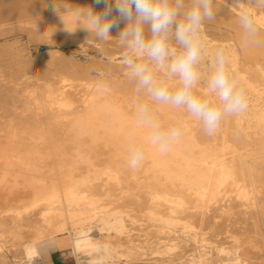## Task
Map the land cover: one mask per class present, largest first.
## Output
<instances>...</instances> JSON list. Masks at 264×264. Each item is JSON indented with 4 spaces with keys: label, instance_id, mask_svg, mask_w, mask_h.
I'll list each match as a JSON object with an SVG mask.
<instances>
[{
    "label": "bare ground",
    "instance_id": "1",
    "mask_svg": "<svg viewBox=\"0 0 264 264\" xmlns=\"http://www.w3.org/2000/svg\"><path fill=\"white\" fill-rule=\"evenodd\" d=\"M59 3L68 9V14L65 12L58 19L43 22L55 28L56 32L67 34L69 31L66 28L74 30L76 27L74 10L79 5L71 8L69 1ZM245 7L252 8L259 21L258 39L264 41V7H256L248 0H214L216 18L205 21L201 29L206 42L203 64L207 69L201 87L211 71L212 54L217 47L224 46L230 55L232 69L246 88L249 100L247 111L226 118L210 139L200 128V123L186 111L155 104L147 97H128L120 87H129L131 90H127H133L134 95L136 93L134 84L125 73V80H119V71L124 70L121 60L117 61L123 55L121 50L112 54L114 65L108 66L111 67L112 86L117 89L109 86L110 82L108 85L104 80L94 81L84 88V94L79 97L73 91H67L66 85L57 89L45 85L41 90L30 91L27 97L18 96L15 93L18 83L12 76L14 71L9 70L11 76L6 74L7 69L0 71V257H5L4 245L6 247L10 243L13 246L21 245V258L30 260L38 253L39 242L68 233L70 226L75 231L73 243L77 251L97 256L94 263L112 261L120 252L119 245L109 239H96L87 232L85 226L99 220L108 232H125L126 212L110 207L105 202H115V197L116 200L132 198V201L139 202L140 192L147 198L144 208L148 210L149 220L162 223L160 226L169 229L176 226L178 221L174 214L178 211L191 212L189 214H193V217L194 214L197 216L194 220L200 222L198 217L205 218L206 224L211 225L214 214L222 208L224 215H240V218L249 216L253 221L250 226L256 234L258 232L260 242L264 245V43L241 46L242 30L238 18ZM37 21H33V24ZM124 27L125 22L121 21L111 32L119 34ZM44 30H40V35ZM71 32L89 34L79 27ZM137 102L150 103L155 115L165 126L173 123L183 126L184 136L169 154L160 155L147 142V134L136 127L134 114ZM59 134L63 137H59ZM132 143L142 144L145 148V160L136 170L127 167L128 147ZM93 157L105 158L103 166H98L99 159L94 160ZM224 200L227 205L223 204L227 207L223 208L221 202ZM162 207L169 210L164 216L168 217L170 213L176 217H160ZM135 212L137 217L144 210ZM186 215H182L183 219ZM174 230L177 231V228ZM253 242L246 239L243 244H234L231 250L221 249V252L237 253L239 257L236 263L239 264L249 257L248 254L252 252L249 248L255 245ZM241 248L244 250L239 251ZM135 251L132 250L133 253ZM171 254L167 252L168 256H173ZM6 261V264L11 263ZM252 264L258 263L254 261Z\"/></svg>",
    "mask_w": 264,
    "mask_h": 264
},
{
    "label": "rangeland",
    "instance_id": "2",
    "mask_svg": "<svg viewBox=\"0 0 264 264\" xmlns=\"http://www.w3.org/2000/svg\"><path fill=\"white\" fill-rule=\"evenodd\" d=\"M63 1L71 2V5H70L72 6L71 8L73 7L76 8L79 5L78 8L92 7L93 10H98L102 12L105 7L104 3L97 5L95 3V0H85L86 2L82 0L81 2L80 0H10V1L0 0V12H1L0 13L1 14L0 15V20H1L0 21V35H1L0 37V48H1L0 49V61H2L0 62V66H2L0 71H2V69H7L6 74L8 73L9 76H11L10 74L12 73V72L10 73V71L11 70L14 71L15 74H12V76L18 83V86L15 89V93H17L18 96L27 97L30 91L37 90L40 88L42 89V86L44 88L45 85H52L51 87H53L54 89L55 88L57 89V88H60L66 85L67 91L69 92L73 91V93L74 94L76 93V95H78L79 97V95L84 94L83 90L85 87H88L89 83H92L94 81L95 82L101 81V80L106 81L105 83L108 85H109L108 82H110L109 86L113 87L114 89H117V87L115 88L114 86H112L113 84L111 83V72H110L111 70L109 68H111L114 65V62H112V58H113L112 54L120 50L123 51L121 47H119L120 45L118 41L115 39L118 37L119 34H117L115 31H112L110 32V35L113 37L112 39H109L108 41L93 42L92 38L90 37V34H78L74 32H69L67 34H61V33L56 32L55 28L45 24L43 21L51 20V19L53 20L58 19L62 15L64 16L65 12L66 14H68V9L60 6L61 4L59 2L62 3ZM90 1L91 3L92 2L93 3L90 4L89 3ZM40 4H43V5H40ZM33 7L34 9H32ZM29 8L32 9V11ZM33 21H37V22H34L33 24ZM26 25L29 27H27ZM40 25L42 27H39ZM47 26L51 28L48 29ZM34 28H36L35 29L36 31L34 30ZM40 30H44L41 33V35H40V32H41ZM36 35H38V37ZM88 39L89 41L87 42ZM4 49L6 52L4 51ZM6 60H8L10 63ZM118 60L120 61L121 58H118L117 61ZM49 63L50 65H48ZM110 65L111 67H108ZM9 66L11 67L9 68ZM124 73H125L124 70L119 71V74L121 75L119 77V80H122V79L125 80L124 75H123ZM120 88L123 89L124 92H126V94H128V97L136 96L140 99L145 98L143 94H141L142 96L134 95L133 90L130 91L131 88L129 87L127 88L130 90H127V88L125 89V87L123 88L120 87ZM253 99L254 98H251V100ZM1 103L3 104L4 102L1 101ZM200 128H202L201 125H200ZM58 136L61 137L62 135L59 134ZM199 136H201V134ZM208 139H210V137ZM93 158L94 160L99 159L98 166L100 167L103 166V162H105V158L104 159L103 157H100V158L98 157V159L95 157ZM100 160H102V163L100 162ZM140 195L143 198H141ZM144 198H146V196H144L143 192H140L139 202L138 201L136 202V200L132 201V198H128V199L123 198L124 201L123 199H119V198H118L119 200H116V197L114 198L115 202L114 201H111V202L109 201L108 203L105 202V204H108V206L113 207V208L117 207V210L124 211L126 212V214H128L129 212L128 216L124 213V217L127 222L126 223L127 228L125 229V232L121 234L114 233V232H108L104 230V226L103 224H101V221L98 222L99 220H96L94 221V223L92 222L85 226V228L88 230L86 231L90 233L92 236H94L96 239H100V240L109 239L120 246V247L118 246V251H120L119 254L117 255L118 257L116 256V258H114V260L112 261H109V262L102 261L101 263H98V262L94 263L95 262L94 258L97 256H93V255L91 256L89 253L86 254V252L77 251L74 248V243H73L74 238L76 236L75 231L69 226L68 233L61 235L59 238L49 239L47 241L39 243V252L30 260L25 259L24 261L23 260L24 258H21L23 257L22 253H20L22 252L21 245L16 244L17 246L15 245L13 246L12 244L10 245V243L9 245H6V247L4 245V248H6L4 251L6 258L4 257L5 258L4 259L0 257V264H3V263L6 264L5 263L6 259L8 262L9 261L11 262L7 264H16L17 262H19V260H20L19 264H22V263L23 264H182V261L184 264H222V263L225 264L226 262H227L226 264H230V263L237 264L236 262L238 261V257H239L237 253L221 252V249H225L227 251L231 250L234 247V244L237 245L238 243V245H241L243 244V241L246 239L248 241L253 240L254 241L253 243L255 245L250 247L251 249L249 248V251L252 250V252H250L252 255L250 256V253H249L248 254L249 257L248 258L245 257L244 258L245 261H243L244 260L243 259L242 260L243 262L241 261V263L239 264H252V262L254 263V261L255 263H258V264H264V250H263L264 245L262 244V242H260L261 240H260V236L258 232L256 234V231L252 229L251 226H252L253 221L252 219L249 218V216H242V218H240L241 217L240 215H235V216L233 215L234 218H232L233 216H229L226 213L224 215V210L221 208L220 209L221 211L218 210L214 214L213 222L210 225V223L206 224L207 221H205V218H202L203 219L202 220L199 217H198V220L200 219V222L195 219L196 222L194 223L195 221L194 218H197L195 214L193 217L192 216L193 214H189L191 212L187 214L185 212L180 213L181 211H178L177 213L179 214L177 213L174 214L177 217L171 215L170 213L168 214L169 215L168 217H171V216L174 218L176 217L178 221L176 226H173L172 228H170L171 229L170 231L169 228L164 227L163 225L160 226L162 223L160 224V222L158 221L155 222V221L149 220L150 216L147 215L148 210L145 211L146 208H144L146 206L145 204H146L147 198L145 199V202L143 201ZM125 200L127 201V203L128 202L129 203L127 204ZM223 203L227 205L225 203V200L224 202L223 201L221 202V206H223V208L227 207ZM117 205H119V207ZM133 208L134 209L136 208V209L134 210ZM142 209L144 210V212H142L139 216L136 217L135 211L136 210L143 211ZM162 209L164 210L162 211ZM193 211L194 210H192V212ZM159 212H162L161 215L159 214L160 217L166 218L167 216H164V215L167 214L169 210L162 207ZM130 214L132 216H130ZM181 214L183 216L187 214L186 218L184 217L183 219ZM141 215L144 216V217L142 216L143 219L141 218ZM188 215H190L192 219H189L191 217ZM179 217H181V219ZM179 219L181 220V222ZM183 220H185L184 223H186V226L187 227L190 226L191 228L185 227ZM154 222L157 225L154 224ZM151 224H154V225H151ZM191 224L192 225L196 224V226L193 225V229H192ZM155 225L158 227H162V228L160 229L157 227L158 228L157 229ZM152 226H154L155 228ZM177 226L181 227V229L180 228L178 229ZM174 227L177 228V231L174 230L176 229ZM195 228L196 229L198 228L197 229L198 231ZM190 229L192 230V234H191ZM159 230L162 232V234H160L161 232ZM163 230H164V233H163ZM194 230L197 232H195ZM193 235H196L194 236L195 238H193ZM181 237L182 239H180ZM236 237L237 239H239L238 242H237ZM160 238H161V241H160ZM232 238L234 241L232 240ZM176 240L178 241V244ZM180 240H182L183 242L184 241L186 242H184L183 244L182 241L179 242ZM0 241H1V238H0ZM256 242L257 243L259 242V243L257 244ZM167 243H169V245ZM179 243L182 245H180ZM171 244L172 245L174 244V245L171 246ZM259 244L260 245L262 244L261 246L263 247L262 248L263 251L260 250L261 246L259 247ZM135 245L138 246L139 249ZM175 245H177V247ZM254 246L257 248L255 249ZM59 247L61 248L63 247L62 249L65 250L64 251L65 258H63V256L61 255L59 251ZM174 247H176L175 249L177 248L178 249L175 250ZM14 248L16 250H14ZM161 249L162 250L167 249V250L162 251ZM244 249L247 250L248 248H246L245 246ZM244 249L241 248L239 249V251H243ZM132 250L133 251L136 250L134 252L135 254L132 252ZM137 250H140V251H137ZM141 250L143 252H141ZM181 250H183V253H181L182 252ZM256 250L258 252H256ZM10 251H13V252L10 253ZM128 252L131 254V256H129L130 254ZM167 252L168 254L172 253L173 256H170V255L168 256ZM141 253H143V255ZM179 255H181V257ZM178 256L180 257V259ZM199 257L202 258L203 260H201ZM249 258H252V260L254 261H251V259L248 260ZM3 260L5 261L3 262Z\"/></svg>",
    "mask_w": 264,
    "mask_h": 264
},
{
    "label": "clouds",
    "instance_id": "3",
    "mask_svg": "<svg viewBox=\"0 0 264 264\" xmlns=\"http://www.w3.org/2000/svg\"><path fill=\"white\" fill-rule=\"evenodd\" d=\"M248 2L264 7V0ZM95 3H104V10L96 12L92 7L74 10L75 29L88 32L93 42L108 41L113 38L111 30L125 22L115 39L123 50L121 64L134 84L136 95L143 94L155 104L186 111L209 137L226 118L247 111L246 88L234 73L224 46L217 47L212 54L211 71L201 87L207 71L203 64L206 42L201 29L205 21L216 18L214 0H95ZM238 21L242 47L264 43L258 39L259 21L251 7L241 9ZM134 121L147 134V142L162 156L169 154L184 136L181 124L165 126L148 102L135 104ZM144 160V146L130 144L127 167L136 170Z\"/></svg>",
    "mask_w": 264,
    "mask_h": 264
},
{
    "label": "crops",
    "instance_id": "4",
    "mask_svg": "<svg viewBox=\"0 0 264 264\" xmlns=\"http://www.w3.org/2000/svg\"><path fill=\"white\" fill-rule=\"evenodd\" d=\"M56 238H59V237H56ZM56 238H52V239H56ZM47 240H49V239H47ZM47 240H45V241H47ZM42 242H44V241H41V242H39V243H42ZM39 243L37 244V249H38V252H39ZM63 248V247H62ZM61 247H59V251H60V253H61V255L63 256V258H65L64 256H65V254H64V249H62Z\"/></svg>",
    "mask_w": 264,
    "mask_h": 264
}]
</instances>
